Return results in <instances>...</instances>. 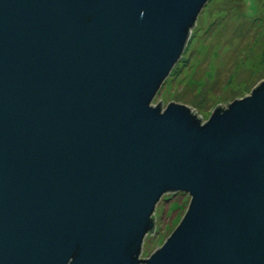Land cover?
I'll list each match as a JSON object with an SVG mask.
<instances>
[{
  "label": "water",
  "instance_id": "water-1",
  "mask_svg": "<svg viewBox=\"0 0 264 264\" xmlns=\"http://www.w3.org/2000/svg\"><path fill=\"white\" fill-rule=\"evenodd\" d=\"M208 1L0 0V264H264V81L152 105Z\"/></svg>",
  "mask_w": 264,
  "mask_h": 264
},
{
  "label": "rangeland",
  "instance_id": "rangeland-1",
  "mask_svg": "<svg viewBox=\"0 0 264 264\" xmlns=\"http://www.w3.org/2000/svg\"><path fill=\"white\" fill-rule=\"evenodd\" d=\"M262 81L264 0H209L152 105L181 104L205 122L216 106L225 108L249 96ZM188 205L189 197L180 193L163 197L155 208V230L145 238L140 259H148L164 244Z\"/></svg>",
  "mask_w": 264,
  "mask_h": 264
},
{
  "label": "trees",
  "instance_id": "trees-1",
  "mask_svg": "<svg viewBox=\"0 0 264 264\" xmlns=\"http://www.w3.org/2000/svg\"><path fill=\"white\" fill-rule=\"evenodd\" d=\"M153 219H155V215L153 216ZM153 234H151V236H152Z\"/></svg>",
  "mask_w": 264,
  "mask_h": 264
}]
</instances>
